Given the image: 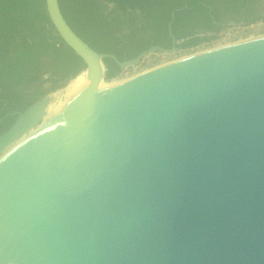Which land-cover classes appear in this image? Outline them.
Instances as JSON below:
<instances>
[{
    "label": "water",
    "instance_id": "95a60500",
    "mask_svg": "<svg viewBox=\"0 0 264 264\" xmlns=\"http://www.w3.org/2000/svg\"><path fill=\"white\" fill-rule=\"evenodd\" d=\"M43 2L84 85L43 124L47 95L0 133V264H264V36L102 89L105 58L173 50L187 6L170 49L119 61Z\"/></svg>",
    "mask_w": 264,
    "mask_h": 264
},
{
    "label": "trees",
    "instance_id": "16d2710c",
    "mask_svg": "<svg viewBox=\"0 0 264 264\" xmlns=\"http://www.w3.org/2000/svg\"><path fill=\"white\" fill-rule=\"evenodd\" d=\"M57 1L67 25L80 39L95 52L113 54L119 61L133 58L150 46L170 49L167 25L173 10L187 6L174 12L171 31L176 41L183 40L180 47L188 48L200 41L194 36L196 30H217L227 21H239L243 14L253 11L251 5L255 2ZM108 4L111 5L109 10ZM211 17L216 24L212 23ZM255 19L257 17H245L244 21ZM104 65V80L113 81L110 79L117 75L120 68L109 58L104 59ZM83 69L81 59L54 33L45 13L43 0H0V87L5 98L12 103L10 110H21L47 92L62 88L66 81L75 80L73 78ZM43 81L50 83L46 90L41 88ZM11 122L12 118L6 119L0 125V133Z\"/></svg>",
    "mask_w": 264,
    "mask_h": 264
},
{
    "label": "built area",
    "instance_id": "2783aa9c",
    "mask_svg": "<svg viewBox=\"0 0 264 264\" xmlns=\"http://www.w3.org/2000/svg\"><path fill=\"white\" fill-rule=\"evenodd\" d=\"M260 1L264 2V0ZM262 35H264V18H257L252 21L240 20L236 22H228L217 30H203L196 32L194 36L199 38L200 41L194 46L182 48L180 45L183 40H177L175 42L177 47L168 53L160 51L148 53L138 62L120 68L117 75L110 80L126 79L145 70L160 66L167 62L166 59L170 56L173 57V59H180L192 54L208 51V49L211 50V48L215 49L227 46V44L231 45L243 42Z\"/></svg>",
    "mask_w": 264,
    "mask_h": 264
},
{
    "label": "bare ground",
    "instance_id": "6f19581e",
    "mask_svg": "<svg viewBox=\"0 0 264 264\" xmlns=\"http://www.w3.org/2000/svg\"><path fill=\"white\" fill-rule=\"evenodd\" d=\"M262 36H264V35H262ZM211 49H213V48H211ZM208 50H210V49H208ZM168 52L169 51H167L165 53H168ZM175 60L176 59L169 60V61L163 63L162 65H164L166 63H170V62L175 61ZM123 81H124L123 79H114L113 81L108 82L104 79L98 78L97 84L102 89H107V88L114 87ZM83 85H84V82L82 81V76H80V77L76 78L75 80L66 84L64 87L57 89V90L51 92L50 94H48V96H47L48 104L44 107V116L42 117V124L44 122L48 121L49 119H51L52 117H54L55 115H57L60 111H62L67 106L68 100L76 92H78L83 87ZM30 132H32V130ZM15 143H13V144H15ZM13 144L7 148L5 153L8 150H10V148H12Z\"/></svg>",
    "mask_w": 264,
    "mask_h": 264
},
{
    "label": "flooded vegetation",
    "instance_id": "af4514ba",
    "mask_svg": "<svg viewBox=\"0 0 264 264\" xmlns=\"http://www.w3.org/2000/svg\"><path fill=\"white\" fill-rule=\"evenodd\" d=\"M209 11H210V9H209ZM252 16V17H251ZM245 17H248V19H252L253 17H259V18H264V15H258L257 14V12H246L245 14H243L241 17H240V20H245ZM211 19H212V23H214V24H216L217 22L215 21V19L213 18V17H211ZM239 20V21H240ZM250 21H252V20H250ZM228 22H232L231 20L230 21H227L226 23H228ZM233 22H235V21H233ZM226 23H223L222 25H224V24H226ZM198 31H203V29H198V30H196V32H198ZM195 32V33H196ZM175 44V43H174ZM174 48H176V45H174ZM15 78H16V76H14ZM43 78H45V77H43ZM12 85H15L14 83H11ZM33 96V95H32ZM43 96H45V95H43ZM43 96H41V97H38V98H36L32 103H34L35 101H37V100H39L40 98H42ZM8 100L9 99H6L5 98V94H4V92L2 91V88L0 87V113H3V115L2 116H0V125L1 124H3V122L6 120V119H10V118H12V122L15 120V118H16V115H17V113L18 112H22L25 108H27L29 105H31V104H29L28 106H26L25 108H23V109H21V110H18V109H13V110H10V105L12 104L11 102L9 103L8 102ZM12 122H11V124H12ZM10 124V125H11ZM9 125V126H10ZM3 127H5V126H3Z\"/></svg>",
    "mask_w": 264,
    "mask_h": 264
},
{
    "label": "crops",
    "instance_id": "0c3cea01",
    "mask_svg": "<svg viewBox=\"0 0 264 264\" xmlns=\"http://www.w3.org/2000/svg\"><path fill=\"white\" fill-rule=\"evenodd\" d=\"M251 8L254 12H257L258 15H264V2L255 0L254 4L251 5Z\"/></svg>",
    "mask_w": 264,
    "mask_h": 264
},
{
    "label": "rangeland",
    "instance_id": "374dc122",
    "mask_svg": "<svg viewBox=\"0 0 264 264\" xmlns=\"http://www.w3.org/2000/svg\"><path fill=\"white\" fill-rule=\"evenodd\" d=\"M81 2V1H80ZM107 7H108V10L111 8V5L110 4H108L107 5ZM176 47H177V45H176ZM170 51H172V50H170ZM169 51V52H170ZM165 53V52H164ZM188 55V54H187ZM173 59V57H169V58H167L166 59V61H169V60H172ZM175 59V58H174ZM176 59H178V58H176ZM106 81H109V80H106ZM69 81H66V83L62 86V87H64L67 83H68ZM49 86H50V83H48V82H46V81H43V83H41V88H43L44 90H46V89H48L49 88ZM57 90V89H56ZM32 91V90H31ZM55 91V90H54ZM33 92V91H32ZM51 92H53V91H50V92H47L45 95H47L48 96V94H50Z\"/></svg>",
    "mask_w": 264,
    "mask_h": 264
}]
</instances>
